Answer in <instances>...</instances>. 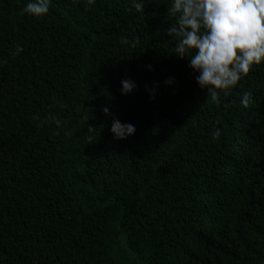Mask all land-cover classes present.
I'll use <instances>...</instances> for the list:
<instances>
[{
	"label": "trees",
	"instance_id": "16d2710c",
	"mask_svg": "<svg viewBox=\"0 0 264 264\" xmlns=\"http://www.w3.org/2000/svg\"><path fill=\"white\" fill-rule=\"evenodd\" d=\"M143 2L0 0V264H264V63L216 104Z\"/></svg>",
	"mask_w": 264,
	"mask_h": 264
},
{
	"label": "clouds",
	"instance_id": "9594fccd",
	"mask_svg": "<svg viewBox=\"0 0 264 264\" xmlns=\"http://www.w3.org/2000/svg\"><path fill=\"white\" fill-rule=\"evenodd\" d=\"M51 3L52 0H28L21 15L43 18L49 13ZM95 3L96 0H86V6ZM132 5L138 12L144 11L143 0H132ZM167 11L174 20L166 29L175 42L173 54L188 61V67L196 74L195 82L216 104L222 102L221 93L228 96L254 65L264 63V0H170ZM120 42L130 43L126 36ZM23 51L21 45H15L12 55L18 56ZM145 67L153 70L151 64ZM175 83V77L164 80L165 86ZM121 85L122 95L130 94L137 87L131 79L122 80ZM155 95L156 88L149 89L150 99H155ZM253 102L252 93L244 92L241 105L248 108ZM102 111L112 115L108 106ZM45 122L41 120L39 126L43 127ZM48 122H55L57 127L62 125L55 116H49ZM91 130L89 127V142L93 140ZM110 131L114 139L123 140L134 135L136 128L130 122L113 118ZM221 135L222 129L216 127L212 138L216 140Z\"/></svg>",
	"mask_w": 264,
	"mask_h": 264
}]
</instances>
